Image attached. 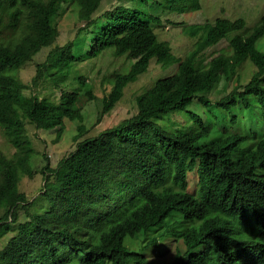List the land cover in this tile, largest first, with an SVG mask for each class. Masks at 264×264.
<instances>
[{"label":"trees","instance_id":"trees-1","mask_svg":"<svg viewBox=\"0 0 264 264\" xmlns=\"http://www.w3.org/2000/svg\"><path fill=\"white\" fill-rule=\"evenodd\" d=\"M115 1L96 15L103 3ZM150 1L0 0V129L15 149L9 156L0 144V210H6L0 240L17 229L0 248V264H154L125 241L151 249L168 235L185 248L178 247L166 264H243L254 257L249 250L264 237V51L257 49L264 17L246 31L243 18L189 26L194 49L177 58L170 43L158 38L161 19L142 8ZM155 2L183 14L202 8L200 0ZM69 7L77 10L78 32L64 46H54L33 79L37 84L56 68L47 79L60 97L27 96L31 86L19 69L55 45ZM223 40L232 53L209 59L207 50ZM106 52L131 63L126 72L106 78L111 91L103 97V116L153 61L177 70L136 96V114L83 138L84 108L96 99V89L87 77L72 74L79 62ZM249 62L255 68L251 78L240 72ZM73 81L79 88L66 91ZM224 81L232 91L213 101L211 94ZM195 103L208 115L191 109ZM178 113L186 115L184 127L171 118ZM67 120L79 122L77 148L56 168L46 157L44 186L29 200L20 191L23 177L36 174L29 127L56 131L60 139ZM190 173L198 177L193 192Z\"/></svg>","mask_w":264,"mask_h":264},{"label":"rangeland","instance_id":"rangeland-1","mask_svg":"<svg viewBox=\"0 0 264 264\" xmlns=\"http://www.w3.org/2000/svg\"><path fill=\"white\" fill-rule=\"evenodd\" d=\"M202 10L199 12H193L190 14H183L178 12H171L168 9H163L160 6H155L156 2L150 1L149 6H143L144 10L150 11L156 17L161 19V24L156 26V33L161 41H167L172 47L173 54L177 58H184L191 50L194 49L196 39L191 38L186 33V29L189 26L200 25L205 23H214L217 18H226L230 20H236L238 18H244L248 27L254 25L250 15L256 13L258 16L264 15V0H201ZM118 2L103 3L96 15L103 14L106 10L112 9ZM122 4L127 6H133V1H124ZM154 6L155 8H153ZM152 7V8H151ZM222 9L225 12H222ZM79 18L77 10L73 7L67 9V13L62 19L59 20L60 36L57 38L56 45L64 46L67 42L74 40L79 26H77ZM84 24H80L82 27ZM232 34L230 37H233ZM91 42V41H90ZM55 46V45H54ZM52 48H45L39 54L35 56L33 62L26 63L19 69L20 78L31 88L26 91V95L30 96L31 93L41 94L42 97L49 96L58 101L61 91L58 89L48 78L49 73L43 69L42 77L38 78V83L34 84L33 79L37 76V65L43 64L47 61V57ZM257 49L264 51V38L260 39L257 43ZM81 53V50H78ZM221 53L231 54L229 48V42L221 41L217 46L209 49L206 54L211 56H217ZM131 61L126 56L116 57L111 52H106L98 58H93L87 61L79 62L74 69L72 78L75 76L83 75L89 79L91 83L95 85L96 99L86 104L84 108L86 126V134L83 138L96 137L101 132L119 126L124 119L133 116L137 113L136 96H140L145 89H150L158 80L172 75L177 66H172L168 69L162 68L154 61L148 72L140 75L138 81L131 84L125 91L124 98L117 104L115 109L107 115H102L103 110V97L106 93L111 91V86L107 83L106 78L115 72H126L130 66ZM53 72L56 71L52 68ZM245 71V72H244ZM255 71L252 64H248L244 67L243 76L251 78L250 74ZM44 76V77H43ZM79 81H73L71 84L65 85L66 91H73L79 88ZM226 82H222L221 86L211 94V99L220 100L222 97L228 95L232 89V83H227V88L224 89ZM139 94V95H138ZM193 110L201 113L202 116L208 115V112H204L195 103ZM172 120L184 127L188 123L186 115L178 113L173 115ZM66 129L63 136L57 139L56 131L39 130L35 126L29 127L28 137L33 140L32 147L36 149V153L33 155L32 165L36 174L33 178L24 176L20 183V191L26 193L29 200L34 199L41 192L44 186V174L42 169L47 165L49 158V165L56 168L60 161L69 156L77 148V142L74 141V137L78 135L79 122L66 121ZM0 144L3 151L11 156L15 149L8 143L3 131L0 129ZM190 191L193 192L198 184V177L190 173ZM6 210H0V219L4 216ZM25 220L23 212L20 216V221ZM11 222V219H10ZM16 224L14 227H16ZM17 232V229L10 231L3 236L0 240V248L6 246L11 237ZM141 238V237H140ZM134 243V244H133ZM131 241V238L125 241V244L130 249H137L148 255L149 260L154 264H166L172 262L177 253L178 247H185L182 242H175L170 235L166 237V240L159 245L151 246V249H144L142 244ZM144 245H147L145 243ZM158 246V247H157ZM184 249V248H183ZM184 255V254H183ZM73 264H79L74 262ZM103 264H110L104 262Z\"/></svg>","mask_w":264,"mask_h":264},{"label":"clouds","instance_id":"clouds-1","mask_svg":"<svg viewBox=\"0 0 264 264\" xmlns=\"http://www.w3.org/2000/svg\"><path fill=\"white\" fill-rule=\"evenodd\" d=\"M200 5H201V7H202V2H201V0H200ZM203 8V7H202ZM202 8L200 9V10H198V11H196V12H199V11H201L202 10ZM195 12V11H194ZM222 12H225L223 9H222ZM179 13V12H178ZM190 13H193V12H189V13H185V14H190ZM64 16H62L61 17V19L63 18ZM264 17V15H262L261 17L260 16H258L256 13H251V15H250V18H251V20H252V22H254V25L253 26H251V27H248L247 26V24H246V21H245V19H244V21H245V26H244V29H242V30H244V31H246V30H251V29H253L254 27H255V25L257 24V22L259 23V21L262 19ZM218 19V18H217ZM239 19V18H238ZM237 20V19H236ZM234 21V20H233ZM200 25H202V24H200ZM244 31H242L241 33H243ZM262 38H264V36L262 37ZM261 38V39H262ZM57 41V40H56ZM224 41V40H223ZM222 41V42H223ZM226 41H228V40H226ZM229 42V41H228ZM55 46H56V43H55ZM58 46V45H57ZM45 48H48V47H45ZM45 48H43V49H45ZM49 48H54V45L52 46V47H49ZM229 48L231 49V47H230V44H229ZM42 49V50H43ZM52 49H51V51H52ZM41 50V51H42ZM209 50V49H208ZM207 50V51H208ZM50 51V52H51ZM50 52H49V54H50ZM231 52H232V49H231ZM39 54V53H38ZM49 54H48V57H49ZM208 56V55H207ZM48 57H47V59H48ZM209 59H210V57H209ZM47 61H45L44 63H46ZM43 63V64H44ZM250 63V62H249ZM248 63V64H249ZM247 64V65H248ZM251 64V63H250ZM39 65H41V64H39ZM246 65V66H247ZM56 69V68H55ZM57 70V69H56ZM243 70H241L240 72H242ZM49 72H53V70H50ZM48 72V73H49ZM54 73V72H53ZM219 89V88H218ZM214 93V92H213ZM185 248V247H184ZM257 249V250H256ZM249 251H253V254H254V257H252L249 261H247V260H245V261H243V264H261L262 263V261H263V258H264V237L262 238V239H260L259 241H256V243L250 248V250ZM255 252H257V254L255 253ZM255 254H256V256H255ZM240 259H242V255L240 256ZM236 264H238V262L236 263Z\"/></svg>","mask_w":264,"mask_h":264}]
</instances>
